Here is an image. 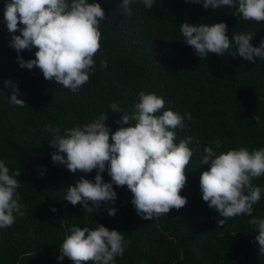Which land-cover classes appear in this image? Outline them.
Returning <instances> with one entry per match:
<instances>
[{"label":"trees","instance_id":"trees-1","mask_svg":"<svg viewBox=\"0 0 264 264\" xmlns=\"http://www.w3.org/2000/svg\"><path fill=\"white\" fill-rule=\"evenodd\" d=\"M96 2L108 17L99 28L101 48L94 56L89 81L73 93L46 80L39 68L19 66L16 51L9 47L5 0H0V160L10 172L21 171L17 191L25 205L24 215L17 216L13 226L0 229V264H73L67 257L58 259L59 247L72 227L94 230L98 224L123 232L129 242L115 264H264L255 241L258 228L248 223L252 217L242 214L218 225L219 214L202 199L200 189L201 175L210 167L200 163L205 147H213L218 155L240 147L250 151L264 148V61L257 59L254 64L233 57L234 41L222 57L209 53L203 60L183 42L180 32L186 21L224 22L229 39L235 33L253 32L252 43L258 46L264 40V21L240 20L228 7L206 10L203 0L195 4L154 0L151 9L135 0L130 5L131 16L120 8L123 0ZM36 51L25 50L22 55L26 60L35 59ZM104 63L107 67H102ZM8 79L18 83L20 98L26 102L23 107L9 102L11 90L4 84ZM140 91L164 98L161 114L166 110L191 113L192 119L185 117L183 129H176L177 143L192 137L188 146L193 157L180 193L187 204L144 220L137 215L127 186L114 185L118 194L114 205L102 203L94 213L73 206L63 199L67 186L82 175L94 180L97 170L74 174L54 164L49 147L53 137L46 127H59L63 134L107 114L106 123L115 132L121 127L116 121L123 113H114L109 106L116 102L131 114ZM217 139L222 143L220 149L215 146ZM102 175L105 182H111L107 170ZM253 183L264 189V175ZM109 207L117 209L115 215L108 214ZM253 216L264 219V192L253 206Z\"/></svg>","mask_w":264,"mask_h":264},{"label":"clouds","instance_id":"clouds-1","mask_svg":"<svg viewBox=\"0 0 264 264\" xmlns=\"http://www.w3.org/2000/svg\"><path fill=\"white\" fill-rule=\"evenodd\" d=\"M135 0H123L120 8L132 15L130 5ZM201 3V0H186ZM146 9L153 8L154 0H142ZM204 9H234V15L244 21H264V0H203ZM4 20L11 35L9 47L17 53L21 68H39L48 81L71 90L80 91L90 79L89 70L95 66L94 56L101 48L102 21L108 20L105 9L96 0H5ZM23 25V27H21ZM228 26L224 22L207 24L184 22L180 25L183 42L191 46L203 60L209 53L223 56L234 41L232 56H239L256 63L264 61V40L254 46L255 33H235L229 39ZM19 32V34H17ZM35 48V59L26 60L22 53ZM102 67H107L104 63ZM11 90L9 102L23 107L18 83L4 81ZM165 100L155 93L139 92L131 114L113 102L109 108L114 113H123L116 121L121 125L115 132L106 123L107 114H100L92 122L68 128L61 134L59 127H46L52 134L49 147L53 149L54 164L65 166L70 172L91 174L94 180L80 176L74 185H68L64 200L73 206L96 212L102 203L114 205L118 198L114 185L127 186L131 191L137 215L144 220L168 214L172 209H181L187 198L181 190L187 184L186 168L193 157L189 148L192 137L177 143L176 129H183L184 119H192L191 113L181 115L173 110L163 111ZM257 123L260 117L255 116ZM133 121L135 122L133 124ZM128 125V126H124ZM216 149L222 147L215 141ZM209 165L200 178L202 199L219 214L217 223L223 226L229 218L246 214L252 217L248 223L258 228L255 241L259 244V256H264V219L253 216V206L260 201L264 189L253 181L264 175V148L250 151L246 147L222 152L207 146L200 162ZM107 170L111 182H105ZM21 171L10 172L0 160V229H8L17 216L24 215L25 205L17 189V177ZM56 212V208L51 209ZM110 216L117 209H107ZM222 217V218H220ZM129 242L123 232L110 230L98 224L94 230L74 226L71 234L59 247L58 259L65 257L73 264H115V258L123 256Z\"/></svg>","mask_w":264,"mask_h":264}]
</instances>
